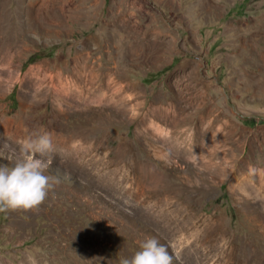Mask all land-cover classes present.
<instances>
[{"label":"rangeland","instance_id":"obj_1","mask_svg":"<svg viewBox=\"0 0 264 264\" xmlns=\"http://www.w3.org/2000/svg\"><path fill=\"white\" fill-rule=\"evenodd\" d=\"M37 1L0 0V166L48 131L55 179L0 211V264H119L147 237L172 264H264V0ZM80 53L118 65L116 111L55 96Z\"/></svg>","mask_w":264,"mask_h":264},{"label":"clouds","instance_id":"obj_2","mask_svg":"<svg viewBox=\"0 0 264 264\" xmlns=\"http://www.w3.org/2000/svg\"><path fill=\"white\" fill-rule=\"evenodd\" d=\"M56 149L51 133H31L20 141L19 154L11 166H0V211L38 206L53 187L55 178L45 174ZM173 257L156 237H147L131 256L119 264H172Z\"/></svg>","mask_w":264,"mask_h":264},{"label":"bare ground","instance_id":"obj_3","mask_svg":"<svg viewBox=\"0 0 264 264\" xmlns=\"http://www.w3.org/2000/svg\"><path fill=\"white\" fill-rule=\"evenodd\" d=\"M38 1L36 2V3H38V6L36 7V13L38 15H40V17H46L48 14L53 17L52 13L49 11H46L44 13L43 3L46 2L47 0H38ZM199 2L203 5H205L201 1H199ZM38 9H39V11H38ZM261 27L264 28V24H262ZM99 47H100V45H99ZM113 68L114 69L111 68V69L105 70L106 67L103 66L102 62H99L96 65L95 64H89L88 60L85 59V55L83 53L82 54L80 53L76 58L75 76H76L78 82L81 84L77 85V88H73L72 83L70 81L62 82V80L60 78H56L55 81H52L51 87H53V89H54L55 96L62 97V95L66 94L65 99L66 98L71 99V100H74L76 102L75 105L77 106V108L74 111H69L70 113L73 112L75 114L83 115V116L87 117L86 119L89 118V114L92 110V108H91L92 104L91 103H92V101H94L95 97H96L97 101L98 100L103 101L104 104H107L108 111H110V112L116 111V109L113 108V104L115 103L116 100L117 101L119 100L121 102V97L116 98V96L120 95L121 89H120V87L117 88L116 85H114L115 87L113 85H111L110 73H112V75L114 74V76H118L120 74V71L118 69L117 64H115V66ZM96 91H98L99 93L98 92L96 93ZM195 97H196V95H195ZM114 98H116L114 103H110L109 101L112 102V100ZM193 98H194V95L190 94L189 99H193ZM193 103H195V102H193ZM122 105H119V106L121 107ZM193 106H192V108H193ZM201 108H202V106H198V107L192 109L191 111H187L186 114H183V116H181L180 118H177L175 123L176 124H182L183 122L192 121V115L195 114V112L198 113V111ZM161 110L162 109H160V110L153 109V110L149 111V113L157 116L161 112ZM199 118H200V116H199ZM157 141L162 146H167V147L169 146L168 139L163 137V136H160L157 139ZM177 146H180V145H177ZM189 148H190V146H189Z\"/></svg>","mask_w":264,"mask_h":264}]
</instances>
